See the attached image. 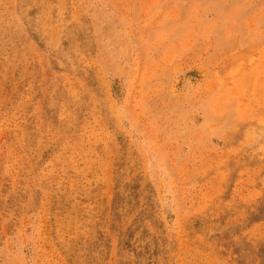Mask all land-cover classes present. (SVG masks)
I'll list each match as a JSON object with an SVG mask.
<instances>
[{
	"label": "rangeland",
	"instance_id": "obj_1",
	"mask_svg": "<svg viewBox=\"0 0 264 264\" xmlns=\"http://www.w3.org/2000/svg\"><path fill=\"white\" fill-rule=\"evenodd\" d=\"M0 264H264V0H0Z\"/></svg>",
	"mask_w": 264,
	"mask_h": 264
}]
</instances>
